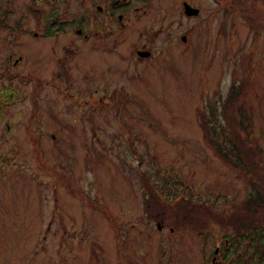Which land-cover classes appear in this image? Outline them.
<instances>
[{
	"label": "rangeland",
	"instance_id": "rangeland-1",
	"mask_svg": "<svg viewBox=\"0 0 264 264\" xmlns=\"http://www.w3.org/2000/svg\"><path fill=\"white\" fill-rule=\"evenodd\" d=\"M133 1L139 13L119 42H80L74 96L63 84L59 95L10 80L21 99L0 117V264H211L222 255L224 218L249 186L203 131L213 136L214 124L230 135L238 107L248 145L264 153V0H185L199 11L192 17L182 0ZM137 43L152 55L134 65ZM27 52L34 79L48 57Z\"/></svg>",
	"mask_w": 264,
	"mask_h": 264
},
{
	"label": "flooded vegetation",
	"instance_id": "flooded-vegetation-1",
	"mask_svg": "<svg viewBox=\"0 0 264 264\" xmlns=\"http://www.w3.org/2000/svg\"><path fill=\"white\" fill-rule=\"evenodd\" d=\"M74 2L76 0H0V56H3L0 62V117L9 113L13 102H20L21 98L15 92L17 88L10 85L14 84L10 81L14 77L30 83L36 90L47 85L59 95L63 84L67 96H74L68 91L72 86L69 69L75 62L80 42L89 41L92 49H95L92 43L109 44L106 42L109 37L111 45L119 42L124 29L131 26L129 15L136 17L140 8L133 0H80L83 13L76 17L72 10ZM182 2L197 9L185 0L181 1L182 9ZM198 13L197 9L196 14L186 15L183 10L187 17ZM24 51H36L48 57L46 69L37 74L39 77L32 79L29 72L32 59ZM130 54L134 65L152 55L140 43L133 46ZM5 127L9 128L7 123Z\"/></svg>",
	"mask_w": 264,
	"mask_h": 264
},
{
	"label": "trees",
	"instance_id": "trees-1",
	"mask_svg": "<svg viewBox=\"0 0 264 264\" xmlns=\"http://www.w3.org/2000/svg\"><path fill=\"white\" fill-rule=\"evenodd\" d=\"M242 87V82L236 87L232 85L228 101L225 105L222 103L223 108L229 105L232 109L229 101L232 102V95L236 97ZM236 109L240 110L238 107ZM236 109L233 118L228 117L234 124L230 135L221 134L219 128L214 130V124L211 130L214 132L213 136L208 134V129L203 131L205 141L209 143L215 154L237 171L249 186L246 198L234 206L224 218L225 224L221 228L225 229L223 233L220 232L221 236H225L220 245L219 253L222 252V255L218 254L220 256H217L216 260L220 264H251L248 260L256 256L257 259L252 258V264L254 261L255 264H264V153H261L257 145L252 142L248 145V123H246L248 120ZM199 121L203 125L201 118ZM203 122L207 123L208 120L204 119ZM216 133L219 139H214ZM224 240L227 242L226 246L223 245ZM242 242L245 243L242 245ZM231 247L234 248L232 256L226 257Z\"/></svg>",
	"mask_w": 264,
	"mask_h": 264
},
{
	"label": "water",
	"instance_id": "water-1",
	"mask_svg": "<svg viewBox=\"0 0 264 264\" xmlns=\"http://www.w3.org/2000/svg\"><path fill=\"white\" fill-rule=\"evenodd\" d=\"M183 10L185 12L186 15H194L197 12L196 8H192L191 6H189L187 3L183 2Z\"/></svg>",
	"mask_w": 264,
	"mask_h": 264
}]
</instances>
